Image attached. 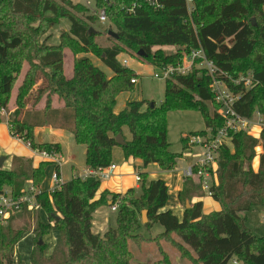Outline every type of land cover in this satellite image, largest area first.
<instances>
[{
	"label": "trees",
	"instance_id": "obj_1",
	"mask_svg": "<svg viewBox=\"0 0 264 264\" xmlns=\"http://www.w3.org/2000/svg\"><path fill=\"white\" fill-rule=\"evenodd\" d=\"M92 1L97 9L106 11L117 30L118 38L110 36L107 47L97 41L103 33L90 32L88 21L93 18L86 16V9L78 14L61 5H70V0H0V123L24 63H29L18 90L15 119L8 123L14 138L34 151L61 153L59 143L35 141L36 128L52 127L72 133L76 143L85 146L88 169L110 166L114 163V148L120 147L125 160H140L142 169L155 164L163 171L175 170L182 154L171 151L168 114L197 111L203 115L207 130L183 137L184 150L191 148L193 138L205 136L208 130L216 133L225 121L217 113L213 80L202 69L175 76L165 81L160 105L150 100L130 102L116 113L117 98L132 90L131 81L136 76L118 60L125 49L143 51L146 56L142 59L159 68L177 65L186 54L202 48L224 72L218 78L239 96L235 110L246 119L259 113L264 121V0H194L192 11L186 0H157L160 9L152 4L154 0ZM60 18L70 21V29L61 35L58 45H48L44 36ZM227 38H231V48L223 44ZM164 47L177 50L167 53ZM66 48L76 55L71 79L64 71ZM87 54L99 56L113 76L108 77ZM247 76L251 77L250 87L244 81L238 85L233 82ZM53 96L64 102V108H53ZM45 97V109L35 110ZM28 104L33 109L27 110ZM124 128L132 135L130 141L124 136ZM118 135L126 141L124 146L118 145ZM230 138V143L220 148L211 187V197L221 205L220 211L205 214L201 201L192 203L194 198L206 195L202 178L197 175L184 179L178 196L184 206L181 218L166 210L167 183L162 179L149 181L145 172L139 174V197H135V189H129L125 194L104 191L96 199L101 180L77 176L59 189L38 191L36 211L25 206L7 225L0 226V264H16V247L29 232L35 238L31 264H135V253L146 244L158 248L161 259L154 264H173L162 243L191 264H264V237L252 233L246 216L255 208H264V126L259 138L244 132L230 133ZM260 146L263 152L255 171L253 162ZM50 164L42 162L35 168L32 159L14 156L10 169L0 166V193L10 189L20 196L30 185L39 189ZM109 203L111 207L118 205L116 225L104 234H96L94 213ZM143 211L148 217L145 225ZM41 212L46 214L47 222ZM18 220L23 224L16 226ZM155 225L164 232L155 237L139 233L142 228L150 233ZM54 232L58 233L57 243L47 256L49 246L44 238ZM131 245L139 250L134 253ZM17 264H25L19 256Z\"/></svg>",
	"mask_w": 264,
	"mask_h": 264
},
{
	"label": "rangeland",
	"instance_id": "obj_2",
	"mask_svg": "<svg viewBox=\"0 0 264 264\" xmlns=\"http://www.w3.org/2000/svg\"><path fill=\"white\" fill-rule=\"evenodd\" d=\"M89 1L92 0H70L71 3L70 5H67L65 3H62L61 5L65 8L66 11L72 13L75 12L78 14L79 11L82 10V8L86 9V11H84L86 16L93 18V20L88 21V23L91 25V28H93L97 32L103 33L102 38L100 40H97L98 43L103 47H107L110 45L111 40H109L110 36L107 35L106 33L108 31H113L114 33H117V30L109 22V20L106 23H101L99 21V18L96 15V13L100 9H97L95 7L94 1H92L93 2L92 5H89L88 4ZM75 7H79V8L75 9ZM251 20H255V22L258 23L257 19L254 17H252ZM35 24L37 25L38 22ZM69 29H70V21L67 18H60L56 21L55 24H53L49 28L47 34L44 36L45 37L44 39H46L48 45H58L60 43L61 35L68 32ZM200 41L202 47H205V44L201 36H200ZM230 41L231 38H227L225 39L223 44L226 45V47L231 48L232 44ZM176 50L177 49L174 47L163 48V51L167 53H175ZM63 52H64V71L66 75H70L72 73V70H74L76 55L73 53V51L70 48L64 49ZM84 55L85 54H81L80 56H84ZM87 55L97 67H99L100 69H105L107 71L108 74L106 75L108 77L113 76V73L110 70H107L106 67L103 65V63L100 61L99 56L92 54H87ZM118 60L122 66L132 69L135 72L136 76H134L133 78H137L138 84L134 85L132 90H130L129 92H124L119 95V97L117 98V104L115 109L116 110L122 109L125 102L129 98H132L134 102H137V100H150L160 105L164 100L165 80L154 77V74L157 71V67H155L150 62L143 60L142 57L139 56L136 51L130 49H125V51L118 57ZM124 61H126L127 63L124 64ZM24 65L29 69L28 62H25ZM196 69L197 68H194L193 71H195ZM247 77L250 78V76ZM171 79H174V77H172ZM16 85L18 87L19 85L22 84L17 80L15 87ZM209 107L212 108L211 105H209ZM2 114H4V112H2L1 115ZM124 129L126 135H129L130 133L129 129L128 128H124ZM206 130L207 129H206L205 121L203 115L200 112L180 111V112H170L168 114V141L171 145V151L174 153L182 154L181 158L178 160V166L176 169L177 173L182 174V172L185 169L195 165V163L200 159L201 155L205 151V149L202 146L198 145V142L196 141L194 145L191 146L190 149L184 150L182 144V138L187 135H190L191 133L201 132ZM85 151H86L85 146L77 144L75 139L71 135L66 134V136L63 138V156L59 154L58 158L59 161L61 162L60 173L64 182H68L72 180L73 175L75 174L74 170H77L76 171L77 175H81L82 177L85 175V172L87 170H85L84 172H80L86 168ZM256 152H257V158H259V156L263 152V146L258 147ZM50 163L51 164L47 168L46 178L42 184V188L48 187L50 178L56 171V165L53 164L52 162ZM255 166H256V162H255ZM253 168H254V162H253ZM254 170L256 171L255 168ZM141 187H142V182L139 183V189H135L136 190L135 197H139L141 195L142 193ZM37 191H41V187L37 189ZM36 210L37 209L34 208V211ZM246 216H247V227L252 231V233L255 236L259 238H263L264 208L261 207L255 208L253 211L247 213ZM14 224L16 226L22 225L23 220L15 221ZM163 232L164 229L160 225H155L150 233L147 232L145 228H142L139 231V233L145 237H150V236L155 237L156 235L161 234ZM46 237H47V241L50 240L49 243L46 242L45 240ZM46 237L44 238V242L49 246L47 250V254H49L51 244L54 243V238L56 239V235L55 233H51L49 236ZM34 241L35 238L33 235L26 234L24 238L19 242L18 246L16 247V253H17V255H15L16 264L18 261V256L25 264H31L30 256L34 247ZM162 245L163 248L169 253V256L173 264H191L189 261L181 259L180 253L174 250L170 245L166 243H162ZM131 250L135 253L139 249L136 248L134 245H131ZM157 252H158V248L156 249V246L154 244L144 245L143 248L139 251V253H135L136 254L135 264H154L155 262L161 259V256L158 255Z\"/></svg>",
	"mask_w": 264,
	"mask_h": 264
},
{
	"label": "built area",
	"instance_id": "obj_3",
	"mask_svg": "<svg viewBox=\"0 0 264 264\" xmlns=\"http://www.w3.org/2000/svg\"><path fill=\"white\" fill-rule=\"evenodd\" d=\"M92 3V1L88 2L89 5H92ZM152 4L157 9L162 8V5H160L157 0H154ZM186 4L188 10L192 11L194 0H186ZM96 15L98 16L101 23H106L108 21V16L104 9L97 11ZM126 63L127 62L124 61V64ZM194 68L204 70L206 74L212 78L213 82L211 85V90L215 96L216 103L218 104L217 113L223 118L225 123L222 128L216 131V133H213L212 130H208L205 136L193 138L191 140L190 143L192 145H194L196 141L198 142V145L205 149V151L201 155L200 159L195 163V165L185 169L182 172V175L184 178H192L195 175L201 177L203 192L206 195L211 196V187L214 182L213 180L216 178V171L218 168L217 159L219 158V151L222 146L228 145L230 143V133L244 132L250 136L259 138L264 126V121L259 113H257L252 119H246L235 110V104L239 100V96L235 95V93L231 91L225 81L218 78L219 76L224 75V72L218 68L212 60L208 59L202 48L186 54L177 65H167L157 68L154 77L167 81L175 76L188 75L192 73ZM242 81H244L246 87H249L252 83L251 77L233 80V82L237 85ZM131 83L133 85L138 84L137 78H134ZM34 152L46 162H52L57 168L60 169L61 162L58 158L60 153H50L39 150H35ZM116 168L117 166L112 163L110 166L104 169H88L82 178L87 179L92 177L98 178L100 180L109 179L115 174ZM52 181L54 183V188L52 191L59 189L63 184L61 176L57 170L52 175ZM136 181L138 183L141 182L139 175L136 177ZM37 193L38 191L31 185L29 186L28 190L20 196H15L10 189H6L1 192L0 226L7 225L9 219H11L12 216L22 212L25 206L29 208L37 207L35 200V195ZM111 209L113 212L117 211L118 205H114L111 207ZM234 264L238 263L234 262Z\"/></svg>",
	"mask_w": 264,
	"mask_h": 264
},
{
	"label": "crops",
	"instance_id": "obj_4",
	"mask_svg": "<svg viewBox=\"0 0 264 264\" xmlns=\"http://www.w3.org/2000/svg\"><path fill=\"white\" fill-rule=\"evenodd\" d=\"M109 70L108 68H106ZM105 74H108L105 69H101ZM132 70V69H131ZM28 71V67H25L21 72V75L18 79L21 84L23 83V80L26 76V73ZM133 71V70H132ZM134 72V71H133ZM135 73V72H134ZM67 79H71L73 77V70L70 75H66ZM19 85L13 89L11 94L10 103L7 106V108L4 110V114H2V121L0 123V158L4 157L5 161L3 164L4 169H10L12 164V158L14 156L18 157H26L33 160L34 167L37 168L40 166L42 162H46L41 157H39L34 150H32L27 144L20 141L17 138H14L11 133L8 126L9 121H12L15 119V111L17 110V95ZM36 89V88H35ZM142 100H137V102H140ZM53 102V108L60 109L64 108V102L59 100L57 96L52 97ZM130 102H134L132 98H129L122 109L116 110V113H119L123 111L127 104ZM156 105H158L156 103ZM46 107V97L43 98L35 107V110L43 111ZM33 109L32 104H28L27 110ZM124 136L126 137L127 141H130L132 139V135L129 133V135H126L125 129H123ZM130 132V131H129ZM35 134V141L37 143H48V144H57L59 143L62 147L61 150V156H63V138L66 136V134L71 135L74 138V135L66 130L62 129H54L52 127L48 128H36L34 130ZM86 153V151H85ZM114 156V163L117 168L115 171V174L110 177L109 179H105V181L101 180V186L99 188V191L97 192L96 199H99L101 194L104 191H110L112 193H120L125 194L129 189H139V183L136 181V177L140 174V172H145L149 175V181L155 180V179H162L164 180L168 187H169V201L166 207V210H172L178 217H182L184 214V206L179 201V193L182 191L184 187V177L182 174L177 173L176 169L173 171H163L161 170L158 165L151 164L147 168L142 169V162L140 160H125L124 153L122 148L116 147L114 148L113 152ZM256 162V166H255ZM254 168L256 171L259 168V158H256L254 160ZM61 169V167H60ZM59 169V174L61 176ZM57 170V167H56ZM85 170H88L87 166L84 170L80 172H84ZM75 174L74 177H82L81 175H77L76 171L74 170ZM163 172V173H162ZM72 178V179H73ZM61 179L64 182L62 176ZM214 181V180H213ZM54 188V183L52 181V177L50 178V182L48 187H43L41 185V191H52ZM201 201L203 203V212L205 214H209L211 212H217L221 210V205L216 202L211 196L205 195L203 198H194L192 200V203H196ZM111 204L109 203L106 206L100 207L95 213H94V222H93V232L96 234H104L109 227L116 225V213L112 211ZM41 217L43 221L47 222V216L44 212H41ZM56 235V239L54 238V243L51 244V248L49 250V254L47 256H50L57 243L58 233L54 232ZM33 235L32 232L27 233ZM34 236V235H33ZM46 242L49 243L50 240ZM18 246V245H17Z\"/></svg>",
	"mask_w": 264,
	"mask_h": 264
},
{
	"label": "water",
	"instance_id": "obj_5",
	"mask_svg": "<svg viewBox=\"0 0 264 264\" xmlns=\"http://www.w3.org/2000/svg\"><path fill=\"white\" fill-rule=\"evenodd\" d=\"M90 32L91 33L92 32L97 33V31L94 30L93 28L90 29ZM109 36H112L114 38H118V35L116 33H114L113 31H109ZM138 55L141 56V57L146 56V54L143 51H139ZM117 143L120 146H124L126 144V141L124 140L122 135H118L117 136ZM4 161H5L4 157L0 158V166H3ZM189 207H190V203L188 202L187 203V208H189ZM142 221H143L142 223L144 225L148 223L147 211H143V213H142ZM40 244H42V241L40 242Z\"/></svg>",
	"mask_w": 264,
	"mask_h": 264
}]
</instances>
